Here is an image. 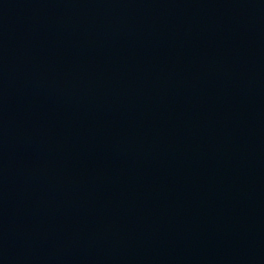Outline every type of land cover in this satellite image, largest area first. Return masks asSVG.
Listing matches in <instances>:
<instances>
[{
  "label": "water",
  "instance_id": "95a60500",
  "mask_svg": "<svg viewBox=\"0 0 264 264\" xmlns=\"http://www.w3.org/2000/svg\"><path fill=\"white\" fill-rule=\"evenodd\" d=\"M0 264H264V0H0Z\"/></svg>",
  "mask_w": 264,
  "mask_h": 264
}]
</instances>
